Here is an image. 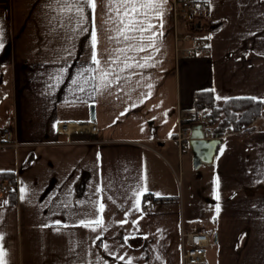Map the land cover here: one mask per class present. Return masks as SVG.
Instances as JSON below:
<instances>
[{
  "label": "crops",
  "instance_id": "1",
  "mask_svg": "<svg viewBox=\"0 0 264 264\" xmlns=\"http://www.w3.org/2000/svg\"><path fill=\"white\" fill-rule=\"evenodd\" d=\"M96 3L84 20L71 0H0V128L10 125L19 144L0 147V172L16 177L14 204L0 188L4 264H180L181 227L195 223L210 232L206 264L211 246L218 264H264V122L223 135L193 180L190 147L180 154L173 140L198 91L264 100V0H208L204 15L186 19L201 23L204 54L187 51L191 42L177 52L173 0L149 11L154 27L132 41L117 34L115 5ZM129 45L144 50L117 51ZM102 70L112 73L106 89ZM90 104L96 133L57 132L58 121L89 119ZM184 176L189 197L210 187V209L195 197L178 204ZM144 193L161 200L143 204ZM99 219L95 231L81 223Z\"/></svg>",
  "mask_w": 264,
  "mask_h": 264
},
{
  "label": "built area",
  "instance_id": "2",
  "mask_svg": "<svg viewBox=\"0 0 264 264\" xmlns=\"http://www.w3.org/2000/svg\"><path fill=\"white\" fill-rule=\"evenodd\" d=\"M208 8V0H173V14L175 20V41H179L177 37L176 18L182 17L185 19L191 18L194 15H204ZM196 21V19L192 20ZM188 38V39H187ZM192 43L187 50L193 52H207V46L203 39L194 34L193 36L185 37ZM259 120L258 116H254L248 126L238 124L236 128L226 126L224 129L215 130L211 125L210 116L206 108H195L187 112H183L179 119V126L173 136V140L178 145L179 153L186 152L188 149V141L191 136V130L194 126L200 125L202 130V138L212 139L221 138L224 134L235 132L241 135L249 133V126ZM58 133L66 134L70 141V134L74 131H82L94 134L97 132L96 124L89 120H62L56 124ZM18 144L14 139L13 129L10 125H5L0 128V147L12 146ZM19 145V144H18ZM12 182L8 179L3 181L0 186L8 188ZM181 246H180V264H206V249L210 243V232L205 225L195 223L191 227H181Z\"/></svg>",
  "mask_w": 264,
  "mask_h": 264
},
{
  "label": "snow or ice",
  "instance_id": "3",
  "mask_svg": "<svg viewBox=\"0 0 264 264\" xmlns=\"http://www.w3.org/2000/svg\"><path fill=\"white\" fill-rule=\"evenodd\" d=\"M163 2H167V0H163ZM65 3H68V0H65ZM108 3L110 5H115L114 9L110 8L109 11L114 10L117 14L118 23L121 25V27H118L116 29L118 36H122L125 41H132L136 39H144V37L141 35L140 37H137L135 35H129V33H144L149 32L154 27L151 23H146L148 12L149 11H156V14L159 15L158 9L160 7L161 0H108ZM84 6H89L93 12H95V9L97 7L96 0H71V4H69V8H76L78 14L86 20L87 17H84ZM112 19V22H117L116 18H110ZM95 20V17H93V22ZM107 22V21H106ZM92 37V46H93V52H92V62L96 64L98 67L101 65V61L97 59V54L95 52V46L97 44V34L94 30L91 33ZM109 39H113V37H109ZM148 39L151 40V37ZM149 46H153L149 44ZM130 50H137V51H143V47H137L136 45H129L127 49H118L120 53L124 54L126 56L127 51ZM118 59V58H117ZM127 59H132L131 57H126ZM112 64H116L117 60H112ZM143 66V65H138ZM125 68L133 67L132 64H129L125 62L124 64ZM91 71V69H89ZM115 71V70H113ZM119 71H123V69H119ZM112 73L109 71L102 70L100 72V80H101V86H103L105 89L110 87L112 84V81L108 79V77ZM95 79V78H94ZM117 80H119V76L116 77ZM106 82V83H105ZM73 83H76V81H73ZM149 87H151L149 85ZM218 198V197H217ZM6 203V201H5ZM104 205H100L101 211L103 210ZM217 214L219 213V205L216 206ZM82 224H84L85 227H92V230L95 231L96 227H103V221L102 219L99 220H91L85 223L84 221H81ZM95 225L96 227H93ZM99 239V237H97ZM105 247H107L105 245ZM123 259V257H120ZM0 264H4L3 261V253H0Z\"/></svg>",
  "mask_w": 264,
  "mask_h": 264
},
{
  "label": "trees",
  "instance_id": "4",
  "mask_svg": "<svg viewBox=\"0 0 264 264\" xmlns=\"http://www.w3.org/2000/svg\"><path fill=\"white\" fill-rule=\"evenodd\" d=\"M206 108L210 116L211 124L213 126L222 125V129L226 126L236 128L238 124L248 126L254 116H258L259 120L264 116V100L253 97H233L224 101L217 102L210 91H198L196 93V106L195 108ZM258 123V122H257ZM257 123L249 126V131L253 130ZM6 179L12 182L7 189L9 195V203L16 202V177L12 171L0 172V184ZM161 200V197L151 196L150 193H144L142 202L149 199Z\"/></svg>",
  "mask_w": 264,
  "mask_h": 264
},
{
  "label": "rangeland",
  "instance_id": "5",
  "mask_svg": "<svg viewBox=\"0 0 264 264\" xmlns=\"http://www.w3.org/2000/svg\"><path fill=\"white\" fill-rule=\"evenodd\" d=\"M188 22L189 21H187L185 18H182V17L176 18V29H177V33L176 34H177V37L179 39V41H177V42L175 41V48H176L177 52L181 50V45H180L181 42H189L188 40H185V37H189L190 38L194 34H198L200 32V30H201V28L200 29H196L195 28V25L194 24H196V22H198V21H190L189 23ZM201 27H202V25H201ZM194 53L204 54L206 52L203 51V52H194ZM180 116H179V119H180ZM258 121L264 122V116H262L260 118V120H258ZM217 125L218 126H214L215 127V130H221L222 131V125L219 126V123ZM16 146H18V144L12 145V147H16ZM180 154H182V153H180ZM202 171H204V166H200L197 169L191 168V170L189 172V175H187V176H189L191 180H193L195 178H198V177L199 178H203L204 175L202 174ZM177 174H178V178L181 180V176L179 175L180 173L177 172ZM184 183H185V185L183 187V197H182V193H181V190H180L181 182L176 183L174 185V188H173V192H174L173 196L177 197V199H175V200L178 202V204L181 205L182 198H183V200L185 202V205H187V208H188V202H192L193 201V198L195 197L194 204L196 203V206L197 205H200V207L204 206L203 207V210L204 209H210V207L207 206V203H209V200H210L209 199V195H208V191H209V188L210 187L209 186H206V190L203 187V193L201 194V186H200L198 189H196V193L194 194V192L192 191L191 192L192 197H189L185 193V190H186V187H185L186 186V177L185 176H184ZM145 206L150 207L149 205H145ZM216 256H217L216 249H215V247L211 246L208 249V264H218L219 261H218V259H217Z\"/></svg>",
  "mask_w": 264,
  "mask_h": 264
},
{
  "label": "water",
  "instance_id": "6",
  "mask_svg": "<svg viewBox=\"0 0 264 264\" xmlns=\"http://www.w3.org/2000/svg\"><path fill=\"white\" fill-rule=\"evenodd\" d=\"M217 25H211L210 28H215ZM196 29L201 28L200 22L195 24ZM95 117L93 104L89 105V119ZM202 130L200 125H196L191 130V136L188 145L192 152V166L198 168L202 164H211L215 157V152L220 143L219 138L204 139L202 138ZM216 233L213 234V241H216Z\"/></svg>",
  "mask_w": 264,
  "mask_h": 264
}]
</instances>
